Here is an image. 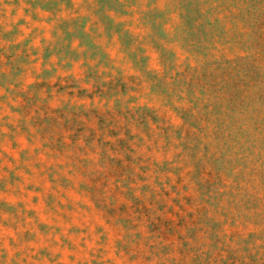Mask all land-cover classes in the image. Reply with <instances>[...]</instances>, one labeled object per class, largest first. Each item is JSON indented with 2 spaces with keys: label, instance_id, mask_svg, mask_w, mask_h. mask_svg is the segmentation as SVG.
<instances>
[{
  "label": "rangeland",
  "instance_id": "rangeland-1",
  "mask_svg": "<svg viewBox=\"0 0 264 264\" xmlns=\"http://www.w3.org/2000/svg\"><path fill=\"white\" fill-rule=\"evenodd\" d=\"M0 264H264V0H0Z\"/></svg>",
  "mask_w": 264,
  "mask_h": 264
}]
</instances>
